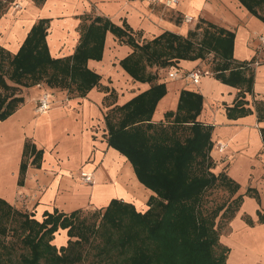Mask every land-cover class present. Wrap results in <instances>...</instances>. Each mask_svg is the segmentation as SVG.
Masks as SVG:
<instances>
[{
  "label": "crops",
  "instance_id": "crops-1",
  "mask_svg": "<svg viewBox=\"0 0 264 264\" xmlns=\"http://www.w3.org/2000/svg\"><path fill=\"white\" fill-rule=\"evenodd\" d=\"M263 18L264 0H0V47L10 54L18 51L40 19H47L45 41L53 58L71 57L84 44L92 47L100 36L86 42L89 26L107 22L100 58L86 60V67L99 76L96 85L82 95L74 87H49L44 82L21 86L19 95L25 91L26 98L0 120V198L38 220L45 212L102 211L112 199L144 211L152 192L139 182L128 159L108 144L106 114L150 84L163 83L165 93L156 102L152 121L165 122L166 112L177 110L182 91L201 95L196 119L212 127L214 172L225 169L239 185L236 194L243 195L228 230L220 234V242L229 248L225 264H264V221L257 214L264 215ZM200 20L234 34L230 68L251 78L250 89L218 79L214 65L222 60L213 52L207 54L212 65L205 62L207 55L167 66L147 65L155 77L151 82L135 79L120 64L133 52V43H145L165 31L186 37ZM193 69L209 74L194 83L187 76ZM44 92L51 104L40 113L36 102ZM22 161L26 167L20 175ZM82 172L91 180L85 181ZM248 188L256 190L259 201L245 194Z\"/></svg>",
  "mask_w": 264,
  "mask_h": 264
},
{
  "label": "trees",
  "instance_id": "trees-1",
  "mask_svg": "<svg viewBox=\"0 0 264 264\" xmlns=\"http://www.w3.org/2000/svg\"><path fill=\"white\" fill-rule=\"evenodd\" d=\"M46 23L47 19L38 20L15 54L0 47V120L23 102L19 86L44 82L49 87H74L82 95L98 83L99 76L86 67V60L90 56L100 58L107 22L89 26L86 42L94 35L100 36L99 41L88 49L82 45V51L78 47L67 58L49 55ZM233 36L200 20L186 37L165 31L145 43H133V52L120 64L135 79L151 82L155 77L147 71V65L167 66L174 60L204 58L213 52L222 60L214 65L216 77L230 85H245L247 90L251 78H245L239 68H230ZM227 69L229 73L224 75ZM164 93L163 83H152L106 114L108 144L128 159L139 182L152 193L144 211L117 199H112L103 211L94 210L115 234L108 240L114 252H104L106 259L97 264L226 263L229 248L220 242V234L240 209L243 195L236 194L239 185L225 169L214 172L216 162L210 156L212 127L196 119L201 95L182 91L177 110L166 112L165 122H153L154 107ZM260 133L264 141V128ZM25 167L22 161L20 175ZM216 188L228 193L217 203L208 199ZM245 194L259 201L256 190L248 188ZM82 210L45 212L38 220L0 198V234L9 233L6 221H18L11 234L16 233L29 248L28 255L21 258L24 264H78L83 259L81 245L88 240L79 219ZM257 214L259 221H264V215L259 211ZM242 218L249 225L254 223L247 214ZM58 230H66L68 236L67 244L59 249L51 243Z\"/></svg>",
  "mask_w": 264,
  "mask_h": 264
},
{
  "label": "rangeland",
  "instance_id": "rangeland-1",
  "mask_svg": "<svg viewBox=\"0 0 264 264\" xmlns=\"http://www.w3.org/2000/svg\"><path fill=\"white\" fill-rule=\"evenodd\" d=\"M206 63H211V56L207 55L205 58ZM20 90L21 87L19 86ZM27 93L22 92V97L26 98ZM24 100V99H23ZM228 193L225 189L216 188L211 191L208 199L213 200L215 203L221 202L223 199L227 197ZM209 204H211L209 202ZM136 208V207H135ZM141 211L143 208H136ZM101 211V210H100ZM103 211V210H102ZM79 219H81L80 223L82 224V230L88 236L87 242L82 243L81 251L83 253V259L78 264H97L106 259V255L108 252H114L111 250V246L108 243L110 236H115L114 233H111V228L104 224L101 221L100 214L94 212L91 209L82 210L79 215ZM98 224V225H97ZM6 226H8L9 233L6 232L4 235L0 234V262L3 264H24L21 261L22 255H28L29 248L25 244H23L17 234H11V228L18 226V221H6ZM95 228L94 230H92ZM8 230V229H7ZM228 230L227 226L222 230ZM67 233L65 230H59V232L55 233L54 238L52 240V244L59 249L62 246L67 244ZM73 239V238H72ZM74 239H76L74 237Z\"/></svg>",
  "mask_w": 264,
  "mask_h": 264
},
{
  "label": "built area",
  "instance_id": "built-area-1",
  "mask_svg": "<svg viewBox=\"0 0 264 264\" xmlns=\"http://www.w3.org/2000/svg\"><path fill=\"white\" fill-rule=\"evenodd\" d=\"M151 2H155L157 0H150ZM177 0H168V2H176ZM185 20L186 21H192V17L191 16H185ZM263 41V40H262ZM202 74H209V71L208 70H200V69H193L191 71L188 72L187 76H189L191 78V80L196 83L198 82L199 80V77L202 75ZM168 75L170 77H174L176 76V73H172V72H169ZM50 104H51V101H50V96H49V93L48 92H44L40 95V97L37 99V102H36V111L40 112V113H43L45 111H47L49 108H50ZM221 149V147H220ZM81 176L82 178L85 180V181H90L91 178H90V175L82 172L81 173Z\"/></svg>",
  "mask_w": 264,
  "mask_h": 264
}]
</instances>
